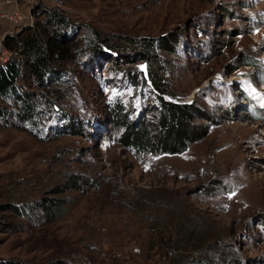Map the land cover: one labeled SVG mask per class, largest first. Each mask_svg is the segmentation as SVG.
Here are the masks:
<instances>
[{
    "label": "rangeland",
    "instance_id": "obj_1",
    "mask_svg": "<svg viewBox=\"0 0 264 264\" xmlns=\"http://www.w3.org/2000/svg\"><path fill=\"white\" fill-rule=\"evenodd\" d=\"M55 9L72 21L74 48L85 49L56 90L60 108L80 120L72 133L49 139L0 119V202H68L51 222L35 206L25 216L0 212L10 224L0 233V259L171 264L169 241L185 213L184 226L198 224L196 234L202 226L201 245L220 264L226 254L264 264V0H0V63L11 57L7 34L37 27ZM141 37H165L175 50L158 48L156 63L141 61L125 44ZM102 38L128 55L105 45L95 51ZM149 66L166 99L195 102L219 121L181 154L138 156L111 116L117 98L134 119L156 102L151 82L137 87L124 73L147 76ZM19 84L36 89L30 74ZM72 172L90 184L50 195ZM192 248L185 254H196Z\"/></svg>",
    "mask_w": 264,
    "mask_h": 264
},
{
    "label": "trees",
    "instance_id": "obj_2",
    "mask_svg": "<svg viewBox=\"0 0 264 264\" xmlns=\"http://www.w3.org/2000/svg\"><path fill=\"white\" fill-rule=\"evenodd\" d=\"M47 18L37 27L24 28L16 34H7L3 40L4 47L11 52L10 59L5 63H0V119L1 122L10 126L19 127L35 137L57 138L62 134H70L72 129L80 119L68 112L63 111L58 105L59 98L56 90L60 89L63 82H66L69 63L81 56L83 47L74 48V39L69 36V27L72 21L64 13L58 10L46 12ZM128 40V39H127ZM125 44H132L138 51V59L146 62H157L158 48L167 51L175 50V42L166 40L165 37H141L129 38ZM95 51L99 53L104 49V45L109 50L118 55H128L126 48L120 44L112 42L109 38H102L96 42ZM105 48V49H106ZM107 57L112 60V54ZM128 57V62H134ZM253 62H248L252 65ZM148 75L142 72L133 73L125 71L128 79L137 87L142 84L149 87L151 82L153 95L156 102L148 104L144 113L137 116L131 115V111L124 102L116 99L110 103V111L115 124L123 126L121 142L124 146L132 148L138 156L146 154H181L189 149L191 144L205 138L213 126L219 121L209 111L197 105L195 102L184 103L165 98L166 93L159 82V72L154 71L149 66ZM30 74L34 79L36 89H24L20 86L19 80ZM152 92V91H151ZM259 111V108L252 109ZM50 117L57 118V125L54 126L46 122ZM45 119V120H44ZM205 120L206 122H198ZM59 124V125H58ZM54 130V134L49 131L46 136L42 135L47 128ZM48 128V129H49ZM55 128V129H54ZM52 133V134H51ZM79 134V132H77ZM81 133V132H80ZM88 176L72 172L68 175L64 183H60L50 195H58L67 190H81L85 184H90ZM85 191V190H84ZM67 198L48 196L38 202L16 204L14 202H0V212L10 211L20 216H25L28 209L35 206L36 211L45 221H53L61 216L66 210ZM38 205V206H37ZM182 221L175 236L170 238V263L171 264H220L217 256H212L202 244L204 229L200 228L198 234L195 232L200 227L198 224L184 226L187 223L185 213L180 215ZM166 227V223H163ZM10 229V224L0 217V233ZM185 229V230H184ZM184 232L183 235H180ZM196 254L189 256L185 254L187 250H194ZM225 262L221 264H244L235 255L226 254ZM0 264H35L30 261L18 259H0ZM47 264H54L52 262Z\"/></svg>",
    "mask_w": 264,
    "mask_h": 264
}]
</instances>
